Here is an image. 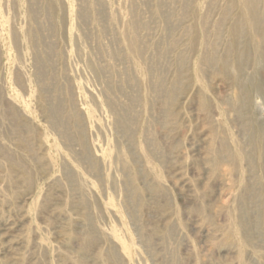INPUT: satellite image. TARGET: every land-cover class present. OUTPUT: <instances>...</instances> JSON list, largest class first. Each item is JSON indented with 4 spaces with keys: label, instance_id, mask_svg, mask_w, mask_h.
Instances as JSON below:
<instances>
[{
    "label": "rangeland",
    "instance_id": "374dc122",
    "mask_svg": "<svg viewBox=\"0 0 264 264\" xmlns=\"http://www.w3.org/2000/svg\"><path fill=\"white\" fill-rule=\"evenodd\" d=\"M0 264H264V0H0Z\"/></svg>",
    "mask_w": 264,
    "mask_h": 264
},
{
    "label": "bare ground",
    "instance_id": "6f19581e",
    "mask_svg": "<svg viewBox=\"0 0 264 264\" xmlns=\"http://www.w3.org/2000/svg\"><path fill=\"white\" fill-rule=\"evenodd\" d=\"M257 226H258V225H257ZM261 236H262V235H261ZM258 237H259V236H258ZM260 240H261V239H260ZM260 240H259V241H260Z\"/></svg>",
    "mask_w": 264,
    "mask_h": 264
}]
</instances>
